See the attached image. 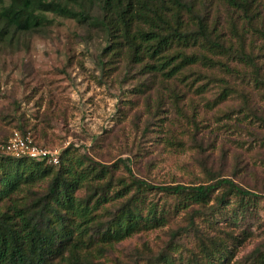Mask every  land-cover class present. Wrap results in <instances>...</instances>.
I'll return each mask as SVG.
<instances>
[{"label":"rangeland","instance_id":"obj_1","mask_svg":"<svg viewBox=\"0 0 264 264\" xmlns=\"http://www.w3.org/2000/svg\"><path fill=\"white\" fill-rule=\"evenodd\" d=\"M212 10L223 19L221 40L234 38L229 22L237 16L217 1ZM49 18L52 23L39 31L10 33L0 41V150L20 130L52 151L73 146L106 165L129 159L133 173L155 186L206 181L215 174L264 197V89L255 87L252 67L231 63L227 72L195 65L165 81L111 50L103 27ZM246 38L245 48L264 76V39ZM172 133L183 147H168ZM148 199L159 215L164 211L167 225L117 244L103 262L148 264L167 248L190 257L200 247L191 232L195 227L225 239L232 264L248 263L264 242V200L243 216L230 206L215 215L195 214V227L186 231L190 211L157 191Z\"/></svg>","mask_w":264,"mask_h":264},{"label":"trees","instance_id":"obj_2","mask_svg":"<svg viewBox=\"0 0 264 264\" xmlns=\"http://www.w3.org/2000/svg\"><path fill=\"white\" fill-rule=\"evenodd\" d=\"M216 1L237 16L229 22L234 38L221 40L223 19L212 10ZM50 14L103 27L110 49L126 54L145 74L171 81L195 65L232 72L231 63H241L252 67L255 87L264 89L256 57L245 48L247 35L264 39V0H0V41L43 29L52 23ZM228 93L225 88L222 97ZM166 137L168 147H183L173 133ZM120 161L106 165L70 146L52 165L1 149L0 264H107L103 259L117 244L167 225L164 211L159 215L148 199L153 191L192 213L186 231L195 214L215 215L230 206L243 216L264 200L215 174L206 181L155 186L133 173L129 159ZM120 171L127 176H118ZM191 232L200 247L190 257L167 248L148 264H232L225 239L207 237L198 227ZM246 264H264V242Z\"/></svg>","mask_w":264,"mask_h":264},{"label":"built area","instance_id":"obj_3","mask_svg":"<svg viewBox=\"0 0 264 264\" xmlns=\"http://www.w3.org/2000/svg\"><path fill=\"white\" fill-rule=\"evenodd\" d=\"M2 151L15 158H30L35 161H46L47 164L58 165L60 152L40 146L31 134L15 130Z\"/></svg>","mask_w":264,"mask_h":264}]
</instances>
